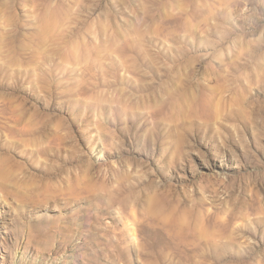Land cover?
<instances>
[{"label":"rangeland","instance_id":"rangeland-1","mask_svg":"<svg viewBox=\"0 0 264 264\" xmlns=\"http://www.w3.org/2000/svg\"><path fill=\"white\" fill-rule=\"evenodd\" d=\"M0 264H264V0H0Z\"/></svg>","mask_w":264,"mask_h":264}]
</instances>
